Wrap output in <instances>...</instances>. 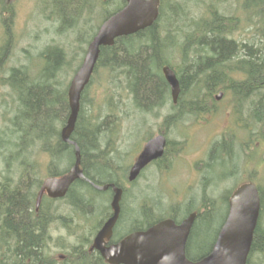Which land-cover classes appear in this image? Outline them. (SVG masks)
<instances>
[{"label": "trees", "instance_id": "trees-1", "mask_svg": "<svg viewBox=\"0 0 264 264\" xmlns=\"http://www.w3.org/2000/svg\"><path fill=\"white\" fill-rule=\"evenodd\" d=\"M6 1L0 0V10L5 14L2 23L4 39L0 45V82H4V85L13 91L19 105L18 112L11 119L12 125L9 127L12 137L7 145L2 147L7 172L3 176L4 180H0V264H55L56 261L48 251L52 241L51 224L57 221L74 233L72 226L74 222H72L73 218L62 221L61 217L52 216L50 208L54 200L47 197L43 199L40 207L36 208L37 192L43 182L40 176L43 172L42 163L37 156L43 155L48 158L46 173L53 177L66 174L75 163V146L64 142L61 137V131L70 115L69 84L64 82V76L71 66L70 57L64 48L49 46L41 54L42 67L35 77L31 76L29 69L32 67L28 65L7 68L6 64L11 57L15 41L12 32L13 23H11L13 11L7 6ZM250 1L252 6L247 7L245 0L243 10L246 14L253 13L252 19L259 21L262 37L260 40H263L260 48H255L254 42L243 43L232 38L234 31L239 28L237 25L240 23L239 18L222 16L216 9H210L206 19L184 21V37L181 33L178 35L182 38L181 42L177 36L178 27H175L177 23H174L178 21L180 7L176 1L167 4V0H161L160 16L152 27L135 35L118 38L113 46L101 48L92 80L83 92L78 121L71 136V140L81 152L82 168L86 177V180L76 181L67 196L62 199L66 206L73 210L72 212H79L82 217L94 216L97 212L92 211L94 200L99 197L104 199L106 195L105 192L97 191L94 185L114 183L123 190V197H126L125 183L129 184V182L124 175L127 170L129 172L128 167L127 170L118 171L115 169V162L106 160L110 153L108 149L113 148L111 139L117 134V130L109 129V122L112 117L121 114L114 109L118 107L119 101L122 102L119 93L121 94L123 88L130 94L137 109L152 112L153 108H165L169 105L167 102L170 97V87L162 71L164 66H169L175 71L182 90L177 105L173 106L177 112L170 113L165 124L170 125L173 122L178 124L185 118H196L199 121L206 115L214 114L217 108V93L234 96L235 105L241 110L247 103L256 106L255 110H252L253 120L255 124L264 122V0ZM42 2L44 10L49 9L55 21L60 23L59 32L62 34L74 30L78 23H70L81 19L86 13L91 17L95 13H102L103 20H106L127 4L126 0H43ZM98 29L99 26L93 29L89 39L78 41L79 45H89ZM164 31L165 35H163ZM166 32L169 33L167 36ZM88 33L86 32L87 35ZM86 51V47L83 48L82 54H86ZM177 51L182 52V64L178 68L173 65L169 57ZM73 71L76 72V67ZM104 72L111 79L114 76L110 83L116 91L111 87V92L113 91L111 94L120 99L115 104L109 99L108 108L113 109L101 108L93 115L94 108L93 105H88L89 102L92 103L88 100V95L95 77L105 74ZM251 133L249 129V134ZM104 134H109L110 144L102 148L103 141L106 140L103 138ZM233 146L234 138L230 139L229 136L213 144L208 156L210 163L206 165L211 175H214V170H219V167L225 168V163L229 162V159L236 158ZM226 175L221 174L219 178H215V181ZM231 193L232 191H229L228 196L221 198L220 201L207 199L203 203L206 211H195L197 218L187 245V256L191 260L196 261L212 250L228 214ZM261 193L263 194L262 190ZM106 196L107 218L112 214L110 204L113 195L109 191ZM261 198L263 210L254 234L248 264L250 262L252 264L254 253L264 257L262 225L264 196L262 195ZM123 200L125 199L121 202ZM223 204L226 207L225 213L222 214L220 226L216 228V233L208 244ZM174 209L175 211L168 213L166 217L157 219L153 217L155 210H147L141 214L136 212V215L140 216L129 218L130 221H135L132 222L134 225L129 223L130 230L142 231L146 227L168 219L169 216L180 222L178 209ZM123 218L122 212L118 226ZM147 218L151 219V222L146 223ZM199 241L202 245H209V248L206 253L195 256L193 249L196 243L199 245ZM92 243L93 239L85 238L77 245H63L66 258L61 264H107L98 252L90 251Z\"/></svg>", "mask_w": 264, "mask_h": 264}, {"label": "rangeland", "instance_id": "rangeland-1", "mask_svg": "<svg viewBox=\"0 0 264 264\" xmlns=\"http://www.w3.org/2000/svg\"><path fill=\"white\" fill-rule=\"evenodd\" d=\"M42 1H6L7 6H10L13 11L11 23H13L12 32L15 41L6 67L11 69L28 65L32 67L29 69L31 76L35 77L42 67L41 54L49 46H59L64 48L70 57L71 66L64 76V82L70 84L74 75L73 69L76 67L77 70L83 62L85 56V53L82 54L83 48L86 47L87 49L88 47V44L80 46L78 41L89 39L94 31L93 29L102 23L103 15L98 12L91 17L86 13L81 19L70 23H78L74 30H68L62 34L59 32L60 23L55 21L56 19H54L49 9L44 10ZM171 1H176L180 7L178 21L174 22L177 23L175 27H178L177 36L181 33L184 37V21L206 19L209 10L216 9L222 16L239 18L240 23H237L239 28L234 31L232 38L243 43L254 42L255 48L262 47L263 40H260L262 37L259 31V21L252 19L253 13H245L243 10L245 0H167V4ZM251 4L250 0H246L247 7L252 6ZM4 16L5 14L0 10V45L4 39L2 24ZM86 32H89L88 35ZM163 35H165V31ZM178 38L182 42V38L179 36ZM169 57L176 68L182 64V52L177 51ZM113 77L111 79L107 73L97 75L91 84L88 95V100L92 101L88 105H93L94 108L93 115L97 114L101 108L102 110L113 109L108 108L107 102L109 99L114 104L120 98L122 100L118 103L119 108L114 109L121 112V114L112 117L109 122V129L117 130V134L111 139V145L113 144L112 146L115 148L122 149L125 155L128 154L126 163L131 168L147 141L157 135L160 130H164L169 134L170 153L173 159L172 167L169 170L153 167L145 171L140 181L138 180L134 184L125 183L127 195L123 200L124 218L120 225L119 235L130 230L129 223L134 225L135 221H130L129 218L133 216L139 218L140 215L137 216L136 212L141 214V212L147 210H155V216L153 217L157 219L166 217L168 213L171 214L176 208L179 213L178 219L182 221L190 212L206 211L203 203L207 199L220 201L221 198L228 196L229 191L233 192L236 185L241 182L251 180L260 187L264 196V122L255 124L252 110H255L256 106L247 103L243 105L241 110V108L236 107L234 96H220V99L216 100L217 108L214 114L206 115L205 118L199 121L196 118H185L179 121L178 124H173V122L167 125L165 124L167 116L170 113L175 114L177 112V109L173 107L171 92L167 107H156L151 109L152 112H146L137 109L133 105L132 97L124 88L121 89V94L119 93L120 98L111 94L113 84L110 83V80H113ZM112 89L116 91L114 87ZM219 95L220 93H217V96ZM18 105L19 103L13 91L4 85V82H0V180H4L3 176L7 172L5 170L7 165L4 163L5 153L2 152V147L6 146L8 140L12 137L9 127L12 125L11 119L18 112ZM249 129L252 132L251 134H249ZM225 136H229L230 139L231 137L234 138L233 150L236 153V158L229 159V162L225 163V168L219 167V170H214V175H211L206 169V165L210 163L208 160L209 150L213 144L221 141ZM103 138L106 140L103 139L102 148L110 144L109 134H104ZM180 148H184V150L177 153ZM240 149H243V151ZM42 156H37V159L42 163L41 170L43 172L40 176L43 181L48 177L46 173L48 158ZM119 167V170L126 169V167ZM221 174L227 175L218 180ZM207 177L209 178L208 181L206 180ZM216 177L218 178L215 181ZM212 183L214 186H212ZM106 195L104 199L99 197L98 201L94 200L95 208L92 211L97 212L91 218L82 217L79 212H72L73 210L67 207L62 200L51 202L50 211L52 216H55V218L61 217L62 221L66 218H71V220L73 218L72 222H74L72 224L74 233L65 229L63 224L57 221L51 224L52 241L49 244L48 251L56 261L55 264H61L66 258L63 245H77L85 238L94 239L95 232H97L95 227L105 217L108 205ZM225 210L226 207L223 204L208 244L212 241L216 228L220 226L222 214L225 213ZM96 218L98 219L96 220ZM167 218H171V216ZM149 222H151V219L147 218L146 223ZM262 223L264 227V217ZM195 245V249H193V255L195 256L208 251L209 245H202L200 241L199 245L197 243ZM252 264H264V257L254 253Z\"/></svg>", "mask_w": 264, "mask_h": 264}, {"label": "water", "instance_id": "water-1", "mask_svg": "<svg viewBox=\"0 0 264 264\" xmlns=\"http://www.w3.org/2000/svg\"><path fill=\"white\" fill-rule=\"evenodd\" d=\"M127 5L105 20L89 44L82 66L74 75L68 92L70 115L61 131L65 142L75 129L81 108L82 94L89 84L100 57L101 48L113 46L118 38L137 34L152 27L160 15L161 0H126ZM164 77L171 88L174 103L178 102L181 85L176 73L169 67L163 68ZM219 95L217 99H220ZM166 139L157 136L150 140L131 169L129 179L135 180L152 160L163 155ZM76 161L71 170L60 177L45 180L37 198L39 206L45 193L52 198H64L71 185L86 179L81 167V152L76 144ZM114 190L111 207L112 217L104 224L94 239L91 250H97L108 264H247L254 233L261 213V201L257 187L243 184L231 196L229 214L221 228L211 252L198 261L187 257V244L197 218L190 214L181 223L173 219L161 221L145 231L132 233L111 246L106 245L113 235L114 227L121 214L123 190L112 185L98 190Z\"/></svg>", "mask_w": 264, "mask_h": 264}, {"label": "flooded vegetation", "instance_id": "flooded-vegetation-1", "mask_svg": "<svg viewBox=\"0 0 264 264\" xmlns=\"http://www.w3.org/2000/svg\"><path fill=\"white\" fill-rule=\"evenodd\" d=\"M174 104V103H173ZM157 135H163V136H165L166 137V140H167V143H166V147H165V153H164V155L161 157V158H159V159H156V160H153L151 163H149L143 170H142V172L139 174V176H138V178H137V180H135L134 181V183L136 182V181H140L141 180V177H143V175L145 174V171L146 170H148V169H151V168H153V167H157V168H159V169H164V170H169L171 167H172V165H171V163H172V158H171V153H170V146H171V142H170V138L168 137V132L167 131H164V130H160L159 131V133L157 134ZM157 135H155V136H157ZM151 138H153V137H151ZM144 148V147H143ZM109 150V157L106 159L107 161H109V162H115V169H117L118 171H119V169H120V167L119 166H121V167H128V169H129V174H130V171H131V168L129 167V165H127V163H126V161H127V153H126V155L124 154V152H122L123 150L122 149H118V148H115L114 146H113V148H111V150L110 149H108ZM115 150V151H114ZM143 150V149H142ZM142 150H141V152H142ZM125 151V150H124ZM126 152V151H125ZM140 152V153H141ZM105 153H106V150H105ZM140 153H139V155H140ZM105 155V154H104ZM103 155V156H104ZM138 155V156H139ZM124 156V157H123ZM138 156H137V158H138ZM105 157H106V155H105ZM137 158L135 159V161H134V163L136 162V160H137ZM166 161H168V163H166ZM108 162V163H109ZM133 163V164H134ZM125 165V166H124ZM127 165V166H126ZM161 167V168H160ZM206 171V170H205ZM204 171V172H205ZM206 174H208V173H206ZM126 178H128V175L126 176ZM206 180L208 181L209 180V178L207 177L206 178ZM111 184H114V183H111ZM115 185V184H114ZM98 186H104V185H98ZM256 186H257V184H256ZM95 188V187H94ZM257 188L259 189V193H260V196H262L263 194L261 193V190H260V187L259 186H257ZM96 189V188H95ZM97 190V189H96ZM97 191H99V190H97ZM109 191H111V193H112V195L114 196V192H113V190L111 189V188H109L106 192H109ZM113 196H112V198H113ZM231 197V196H230ZM49 198V197H48ZM50 199V198H49ZM230 199V198H229ZM52 200V199H51ZM111 202H112V200H111ZM261 202H262V198H261ZM228 203H229V201H228ZM110 206H111V204H110ZM94 208H95V204H94V206H93ZM122 207H123V205H122ZM192 213H196L195 211L194 212H191V213H189L188 215H187V217L190 215V214H192ZM186 217V218H187ZM226 218H227V216H226ZM109 219V218H108ZM107 219V220H108ZM226 220V219H225ZM182 221H180V223H181ZM225 222V221H224ZM224 224V223H223ZM223 224L221 225V227L223 226ZM150 227V226H149ZM149 227H146L144 230H146V229H148ZM100 230V229H99ZM99 230L97 231V233H96V235L98 234V232H99ZM220 230H221V228H220ZM136 231H138V230H133L132 232H136ZM143 231V230H142ZM220 232V231H219ZM127 235V234H126ZM126 235H120V236H118V233L114 230V233H113V236H112V238L110 239V240H108V242L106 243L107 244V246H110V245H113V244H115L116 242H118L119 240H121V239H123Z\"/></svg>", "mask_w": 264, "mask_h": 264}, {"label": "bare ground", "instance_id": "bare-ground-1", "mask_svg": "<svg viewBox=\"0 0 264 264\" xmlns=\"http://www.w3.org/2000/svg\"><path fill=\"white\" fill-rule=\"evenodd\" d=\"M99 60V59H98ZM98 63V62H97ZM97 65V64H96ZM96 68V67H95ZM95 68H94V71H95ZM173 70V69H172ZM174 71V70H173ZM175 72V71H174ZM6 75V74H5ZM222 94V93H221ZM222 97H223V94H222ZM172 102L174 103V100H173V98H172ZM174 104H177V103H174ZM81 109V108H80ZM80 113V112H79ZM78 121V120H77ZM77 124V123H76ZM75 127H76V125H75ZM75 130V129H74ZM74 132V131H73ZM73 134V133H72ZM72 136V135H71ZM113 139V138H112ZM70 140H71V138H70ZM9 141V140H8ZM64 141V140H63ZM65 142V141H64ZM66 143H70V144H75L72 140H71V142H66ZM113 145V144H112ZM75 146V145H74ZM78 147V146H77ZM117 148V147H116ZM115 151V150H114ZM75 157H76V153H75ZM75 161H76V159H75ZM73 167V166H72ZM71 167V168H72ZM71 168H70V170H71ZM69 170V171H70ZM68 171V172H69ZM67 172V173H68ZM84 172V171H83ZM131 172V171H130ZM66 173V174H67ZM65 175V174H64ZM85 175V174H84ZM139 176V175H138ZM138 176H137V178H138ZM136 178V179H137ZM110 185H112V186H115L116 188H119V187H117L116 185H114V184H110ZM104 186H107V185H104ZM255 186H256V184H255ZM94 187L98 190L99 189V187H102V186H98V185H94ZM257 187V186H256ZM111 188V187H110ZM121 189V188H120ZM258 189V188H257ZM122 190V189H121ZM258 191H259V189H258ZM115 195V194H114ZM259 196H260V193H259ZM231 198V197H230ZM113 199H114V196H113V198H112V201H113ZM122 201V200H121ZM260 201H261V196H260ZM229 202H230V199H229ZM262 203V202H261ZM111 204H112V202H111ZM130 206V205H129ZM197 214V213H196ZM260 217H261V215H260ZM260 217H259V221H260ZM227 218H228V216H227ZM227 218H226V220H227ZM186 219V218H185ZM165 220H167V219H165ZM184 220V219H183ZM182 220V221H183ZM226 220H225V222H226ZM162 221H164V220H162ZM259 221H258V224H259ZM161 222V221H160ZM178 223H180V222H178ZM224 225V224H223ZM258 226V225H257ZM222 228V227H221ZM256 229H257V227H256ZM147 230V229H146ZM143 231H145V230H143ZM221 231V230H220ZM256 231V230H255ZM220 233V232H219ZM255 234V233H254ZM219 235V234H218ZM217 238H218V236H217ZM217 240V239H216ZM216 242V241H215ZM215 244V243H214Z\"/></svg>", "mask_w": 264, "mask_h": 264}]
</instances>
